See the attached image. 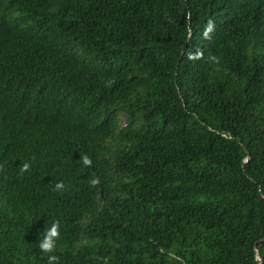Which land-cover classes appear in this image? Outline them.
<instances>
[{
  "label": "trees",
  "instance_id": "16d2710c",
  "mask_svg": "<svg viewBox=\"0 0 264 264\" xmlns=\"http://www.w3.org/2000/svg\"><path fill=\"white\" fill-rule=\"evenodd\" d=\"M48 255L264 264V0H0V264Z\"/></svg>",
  "mask_w": 264,
  "mask_h": 264
},
{
  "label": "clouds",
  "instance_id": "9594fccd",
  "mask_svg": "<svg viewBox=\"0 0 264 264\" xmlns=\"http://www.w3.org/2000/svg\"><path fill=\"white\" fill-rule=\"evenodd\" d=\"M212 31V23L209 21L208 27L205 30V37H208V33ZM202 55V54H201ZM195 58V57H190ZM82 161L85 166H91L92 160L87 156H82ZM30 165L25 163L21 168V173L29 171ZM99 181L93 179L90 183L95 186ZM57 191L63 190L65 185L63 182H59L55 186ZM60 223L59 221L52 224L50 228H48L45 232L44 239L39 241L38 247L42 253L51 254L56 250V241L60 238ZM47 264H58V257L56 255H48L47 256Z\"/></svg>",
  "mask_w": 264,
  "mask_h": 264
},
{
  "label": "rangeland",
  "instance_id": "374dc122",
  "mask_svg": "<svg viewBox=\"0 0 264 264\" xmlns=\"http://www.w3.org/2000/svg\"><path fill=\"white\" fill-rule=\"evenodd\" d=\"M122 119H124V117H122ZM122 126H124V122H122Z\"/></svg>",
  "mask_w": 264,
  "mask_h": 264
}]
</instances>
